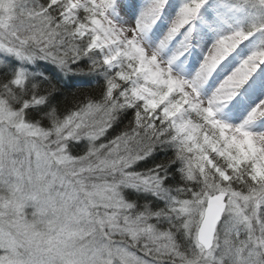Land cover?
Segmentation results:
<instances>
[{
  "label": "snow or ice",
  "instance_id": "1",
  "mask_svg": "<svg viewBox=\"0 0 264 264\" xmlns=\"http://www.w3.org/2000/svg\"><path fill=\"white\" fill-rule=\"evenodd\" d=\"M167 3L146 0L133 20L134 0H0V54L23 63L48 61L65 74L103 77L99 97L85 93L65 124L106 133L121 117L127 121L100 147L110 150L108 164L128 178L127 187L150 191L165 206L138 207L111 187V202L97 214L116 245L112 264H264V123H256L264 121V100L246 116L230 107L264 64V0H219L221 11L202 27L197 20L207 0H182L156 40L149 33ZM229 11L250 20L233 25ZM209 33L198 67L184 71L181 57ZM255 33L261 34L256 48L210 86L217 69ZM51 91L45 72L21 66L0 81V107L22 116L17 129L36 135L40 119H29L27 110L45 104ZM40 117L57 123L53 109ZM149 157L152 168L133 170ZM173 171L180 181L165 186ZM11 259L0 251V264Z\"/></svg>",
  "mask_w": 264,
  "mask_h": 264
},
{
  "label": "clouds",
  "instance_id": "2",
  "mask_svg": "<svg viewBox=\"0 0 264 264\" xmlns=\"http://www.w3.org/2000/svg\"><path fill=\"white\" fill-rule=\"evenodd\" d=\"M65 116L38 122L31 135L16 128L22 116L0 107V251L10 264H112L115 257L96 209L128 178L109 166L114 156L100 147L105 133L65 124ZM82 140L84 150L74 153L72 143Z\"/></svg>",
  "mask_w": 264,
  "mask_h": 264
},
{
  "label": "trees",
  "instance_id": "3",
  "mask_svg": "<svg viewBox=\"0 0 264 264\" xmlns=\"http://www.w3.org/2000/svg\"><path fill=\"white\" fill-rule=\"evenodd\" d=\"M84 63H86V61ZM18 66H20V64L16 59L7 60L6 64L0 68V81L10 79ZM81 66H83V64ZM73 67H75V65H73ZM27 69L32 73L37 71L45 72L46 76L51 80L52 91L47 96L46 103L39 106H33L27 110L29 119H40V122L45 125L49 122L40 117L42 112H47L55 107L58 115H67L70 111L75 109L78 102L84 100L85 93L93 96L94 98H98L101 89L97 85L103 84V77L101 76L76 73L65 74L56 65L39 59L35 64L27 66ZM37 79H39V77H37ZM126 122L127 121L121 117L117 123L113 124L112 127L107 130L105 138L102 137L100 142L107 143L109 140L114 139L115 135L119 134V131L122 128V123ZM85 145L86 141L82 140L80 142H73L71 147L74 153H78L84 150ZM152 167L153 162L149 157L145 160L138 161L135 165H133V170L142 171ZM179 181V173L173 171L164 183L165 186L171 187ZM123 195L129 201H134L138 207L143 206L145 203H148L153 209L163 208L165 206V200L157 195H154L150 191L127 187L123 189Z\"/></svg>",
  "mask_w": 264,
  "mask_h": 264
},
{
  "label": "bare ground",
  "instance_id": "4",
  "mask_svg": "<svg viewBox=\"0 0 264 264\" xmlns=\"http://www.w3.org/2000/svg\"><path fill=\"white\" fill-rule=\"evenodd\" d=\"M136 4V10L133 13L131 19H135L136 14H138L140 7L146 2V0H134ZM177 0H168V3L165 5L160 18L156 21V24L152 27L150 36L154 37L156 40L163 35V33L168 29L170 22L177 14V10L179 5L177 4ZM213 3L211 0L207 1V3L200 9L199 19L197 20L198 27H202L203 21L206 20L210 15L215 17L218 11H221L220 7H211ZM228 17L229 23L233 25H238V22L241 18L238 11H229L225 13ZM123 15V13H120ZM126 20L129 17H124ZM202 19V20H201ZM184 29H181L180 34H178L175 39L169 45V51L174 48L177 42L181 39L183 35ZM212 35L209 33L207 36L199 35L197 39L193 41V47L189 52L185 53L183 57H181V62L179 67H181L186 72L195 71L196 67H198L200 61L203 58V54L207 49V46L211 43ZM251 39H246L243 41L240 46L233 52V54L217 69V71L213 74V77L209 81V85L214 87L215 84L224 78L228 73H230L235 67L238 66V60L233 59L234 54H238L239 58L243 59L248 56L252 50L247 48L248 42L251 43ZM264 74V64H261L256 71L252 74L247 83L240 90V94L236 97L234 101H232L230 107L233 111L241 116H246L247 113L252 110L255 106H257L262 100H264V96H261L262 90L259 89V85H253L252 82L254 79L260 81V84L264 86V76L260 75ZM207 87V86H206ZM253 87V88H252ZM250 91L253 92V97L248 99L247 101L243 99V97H248L247 93ZM257 124H262L264 121L257 120Z\"/></svg>",
  "mask_w": 264,
  "mask_h": 264
},
{
  "label": "rangeland",
  "instance_id": "5",
  "mask_svg": "<svg viewBox=\"0 0 264 264\" xmlns=\"http://www.w3.org/2000/svg\"><path fill=\"white\" fill-rule=\"evenodd\" d=\"M179 1L182 2V0H179ZM211 3H213L211 5V7H216L217 8V5H219V0H211ZM179 7H180V5H179ZM239 14H240L241 18H240V20L238 22V25L246 26L247 23L250 20V17L246 13H243V12H239ZM248 39H251L250 40L251 43L248 42L247 48H250L253 51L256 48V46L259 44V42H260L261 34L260 33H255L252 36H250ZM238 56H239L238 54H234L233 55V59L238 60L237 64H239L240 61L242 60ZM9 59H16L19 62L20 66H18L17 69L21 68V66H23L24 68L27 69V66H29L30 64H32V65L35 64L37 62V60H38L37 59L34 63H23L19 58L15 57L14 55L0 54V68L3 67L6 64L7 60H9ZM96 211H97V213H100L102 215L103 212L105 211V208H104L103 205H98Z\"/></svg>",
  "mask_w": 264,
  "mask_h": 264
}]
</instances>
